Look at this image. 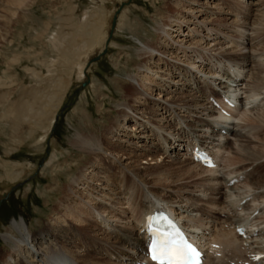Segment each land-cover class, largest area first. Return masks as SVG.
I'll return each instance as SVG.
<instances>
[{"label": "bare ground", "instance_id": "obj_1", "mask_svg": "<svg viewBox=\"0 0 264 264\" xmlns=\"http://www.w3.org/2000/svg\"><path fill=\"white\" fill-rule=\"evenodd\" d=\"M7 2L10 6H16L18 0ZM170 2L175 10L173 15L157 29L156 44H143L148 50L139 54L140 57L158 52L175 60V65L166 63L170 69L176 67L182 58L190 60L188 66L193 72L201 74L200 78L207 83L212 97L218 96L215 87L225 90L232 100H237L239 94L244 95L245 119L248 123L256 122L260 127L264 126V110L261 108L264 107V39L261 40L263 37L259 35L261 32L264 34V0ZM98 30L94 33L93 41L96 42L83 45V52L80 54L82 59L78 58L81 60L77 65L79 77H82L91 61L90 50L94 43L98 50H101V54L110 48L109 45L102 44L105 34L102 35ZM233 33L237 34V41L233 40L236 47L227 48L228 42L225 41L234 37ZM204 66H208L207 72ZM231 67L232 72H236L232 77L229 74ZM151 70L147 67L142 73L130 77L135 84H127L128 92L124 96L127 101L119 109V120L114 121L109 130L103 129L100 135L96 132L90 133L91 135L82 132L69 142L80 157L82 154L87 155L91 163L87 165L85 162L88 168L85 166L84 172L72 179V192H69L71 189L64 188L66 192L58 201V213L47 221L45 232H40L41 234L34 237L22 218L10 222L12 232L2 234L1 240L12 247L0 264L145 262L141 221L155 206L173 212L175 217L183 221L185 227L192 232L196 231L193 235L196 240L204 247L209 245L205 252L206 264H227L217 259V253L241 259L237 264H264V171L256 168V165L259 166L263 162L264 151L253 148L257 145V149H264V140L251 139L246 127L232 120L235 117L232 114L235 109L230 106L225 105L229 108V116L220 115V122L217 123L218 121L207 119L216 116L209 106V101L196 107L187 103L172 107L170 102H166L167 105L163 103L166 95H162L164 90L161 88L157 96L155 95L157 99L153 98L157 91L153 88L158 83L156 84L155 74L150 72ZM164 86L165 84L161 87ZM159 97L162 100H159ZM150 102L164 105V114L171 115L176 111L186 113L185 117L190 123L186 128H190L196 135L201 148L208 150L206 144L212 146L219 139H224V146L231 154L227 158L228 165H237L236 172L255 168L246 174L244 184H239L241 187H231L226 177L216 174L218 170L202 168L194 164L191 158L166 160L173 157L169 153L171 150L183 147L184 140L181 135L185 128L180 123L171 126L166 118L165 122L164 119L157 120L152 112H141L140 107ZM46 114L42 109L34 114L32 106L29 105L21 106L18 110L16 121L22 117L33 122V130L37 132L31 135V139H35L40 129L43 130L44 134L38 144L49 131L44 128L41 119L38 120ZM130 123H134L133 127L128 126ZM222 131H225L224 136ZM146 133L147 140H144L141 135ZM134 138L144 144L138 145L132 141ZM158 140L161 141V147L155 142ZM162 141L169 149L167 154L160 153ZM187 146L189 144H185L183 148ZM179 155L184 156L177 154L175 157ZM162 158L163 161L158 163V159ZM56 163L53 156L45 164L51 174H56L55 177L56 170H62L61 167L55 166ZM7 168V178L11 182L22 178L25 172L17 171L16 168H21L17 164ZM86 171L90 173L88 177L85 176ZM236 172L230 173L235 175ZM245 189L252 192L254 199L251 203H257L251 205L249 201H244L240 211H250L248 218L256 211L259 213L251 224L240 221L239 215L232 208L235 201L240 202L250 194L247 190L244 191ZM233 193H237L233 195L234 199H237L235 201L230 199ZM227 198L233 201L232 205ZM242 215L240 213L241 218ZM188 223L192 226H187ZM236 226L245 228V238L235 234ZM133 237L136 240L132 239ZM42 241L44 246H36L42 244ZM236 242H240L242 252L236 247ZM213 244L218 245L220 249L214 251ZM23 249L30 255L24 257Z\"/></svg>", "mask_w": 264, "mask_h": 264}, {"label": "rangeland", "instance_id": "obj_2", "mask_svg": "<svg viewBox=\"0 0 264 264\" xmlns=\"http://www.w3.org/2000/svg\"><path fill=\"white\" fill-rule=\"evenodd\" d=\"M7 1L0 0V261L6 258L12 247L3 243L1 235L11 234L10 222L13 219L22 218L34 237L45 232L47 221L58 213V201L66 192L64 188L71 189L72 179L84 172V167L88 168V163H91L87 155L82 154L80 157L69 142L82 132H96L100 135L103 129L109 130L111 124L119 120V109L127 101L124 98L128 92L126 86L131 82L135 84L130 77L142 73L147 67L151 68L150 72L155 74L156 84L159 85L153 88L157 90L153 98L157 99L155 95L161 88L164 90L162 95H166L163 103L170 102L172 107L184 103L196 107L207 103L210 92L207 83L200 78L201 74L193 72L188 66L190 60L182 58L176 67L170 69L166 63L171 66L176 62L168 56L158 52L147 53L144 57L139 55L148 50L144 43H157V29L173 15L175 10L170 0H18L16 6H10ZM122 15L124 16L119 25ZM97 30L102 35L105 34L102 44H107L110 48L101 54L94 43L90 50L91 61L85 73L79 77L77 65L82 59L80 54L83 52V45L96 42L93 40ZM262 34L263 32L259 34L263 37L261 40L264 39ZM233 36L226 39L227 48L236 47L234 41H237V34L233 33ZM204 70L207 72L208 66H204ZM232 71L231 67L230 77L236 74ZM164 84V88L161 87ZM217 91L225 92L219 88ZM161 97L159 100H162ZM238 104L236 112L232 113L235 116L232 120L244 125L246 131L250 132L251 139L264 140V126L260 127L256 122L248 123L244 103L240 101ZM25 105L32 106L34 114L40 109L47 113L38 119L49 130L39 144L43 130L40 129L35 139H31V135L37 132L33 130V122L22 117L16 121L18 110ZM226 106L224 105L225 110L229 112ZM140 110L152 112L157 120L164 119L165 122L166 118L171 126L182 124L185 128L181 135L184 140L182 146L185 143H198L196 135L190 128H186L190 124L185 117L186 113L176 111L171 115L164 114V105L154 102L146 103ZM220 115L222 114L207 119L219 123ZM133 124L128 126L133 127ZM141 136L147 140V133ZM132 141L138 145L144 144L136 138ZM155 142L161 147V141ZM224 143V139H219L214 145L205 146L213 147L211 150L217 157L216 174L233 178L241 172H236L237 165H228L227 158L231 154ZM164 145L165 142L162 141L160 153L167 154L169 149ZM256 147L257 145L253 147L254 150L264 151ZM182 148L171 150L169 153L173 157L166 160H183L186 156L175 157L185 153ZM53 156L57 161L55 166L62 169H54L57 177L45 168V164ZM158 160V163L162 162L163 158ZM13 164L21 167L16 168L17 171L25 170L22 178L15 182L7 178V166ZM256 166L263 172L264 159L262 164ZM230 172L236 173L234 175ZM86 173L85 176L88 177L90 173ZM240 178H244V175ZM239 184H235L236 187ZM246 190L252 193L250 189L244 191ZM233 195L237 193H233L230 199L237 200ZM230 199L228 201L232 205L233 201ZM237 202L238 200L232 208L236 206L234 208L237 209ZM256 203L250 202L251 205ZM187 226L192 224L188 223ZM132 239L136 240L135 237ZM41 243L36 246L43 245L44 242ZM22 251L25 255L22 256L30 255L27 250Z\"/></svg>", "mask_w": 264, "mask_h": 264}, {"label": "snow or ice", "instance_id": "obj_3", "mask_svg": "<svg viewBox=\"0 0 264 264\" xmlns=\"http://www.w3.org/2000/svg\"><path fill=\"white\" fill-rule=\"evenodd\" d=\"M160 254H161V255H165L166 253H164V251L161 249ZM153 258L155 259L156 257H153Z\"/></svg>", "mask_w": 264, "mask_h": 264}]
</instances>
